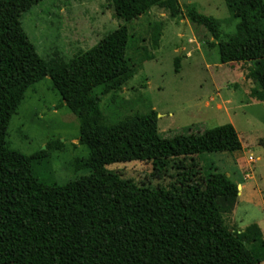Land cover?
Instances as JSON below:
<instances>
[{
    "label": "trees",
    "instance_id": "1",
    "mask_svg": "<svg viewBox=\"0 0 264 264\" xmlns=\"http://www.w3.org/2000/svg\"><path fill=\"white\" fill-rule=\"evenodd\" d=\"M43 0H0V264H259L264 239L256 224L228 230V213L238 189L213 169L201 183L183 159L212 153H234L241 142L232 124L204 128L191 124L160 133L150 110L115 124L105 120L102 96L121 88L132 73L126 56L127 23L163 0H109L117 28L68 60L37 53L21 18ZM237 21L223 34L220 23L185 5V16L216 42L221 64H247L251 98L264 103V0H225ZM161 26L151 42L157 48ZM180 58L174 62L178 72ZM49 78L52 88L79 121V144L88 156L77 170L88 174L62 185L40 179L35 160H46L63 144L49 141L32 155L11 149L5 136L27 90ZM182 160H179V159ZM177 159V180L169 188L140 186L107 169L125 162H152L155 174ZM251 246H250V245ZM249 245V246H248Z\"/></svg>",
    "mask_w": 264,
    "mask_h": 264
},
{
    "label": "rangeland",
    "instance_id": "2",
    "mask_svg": "<svg viewBox=\"0 0 264 264\" xmlns=\"http://www.w3.org/2000/svg\"><path fill=\"white\" fill-rule=\"evenodd\" d=\"M187 4L218 20L223 34L235 32L237 21L225 0H163L127 23L130 38L126 56L131 63V77L120 89L102 96L100 106L108 124L154 110L160 133L196 123L204 128L232 124L241 142L240 151L179 160L191 167L197 183L210 168L237 184L232 210L221 213L223 224L235 232L256 224L264 239V103L250 96L251 89L258 85L251 80L247 64H221L217 45H207L214 39L185 16ZM122 23L109 0H43L21 18L25 33L46 62L57 56L70 59ZM160 26L159 45L154 48L151 34L154 27ZM176 58H180L178 72L174 67ZM60 104L61 97L49 78L33 84L5 136L11 149L25 155L59 140L63 144L60 150L33 163L40 179L58 185L88 174L76 168L88 156L78 141L79 121ZM178 164L177 159L170 160L167 170L160 174L154 173L152 162L116 163L107 169L140 186L169 188L176 183Z\"/></svg>",
    "mask_w": 264,
    "mask_h": 264
},
{
    "label": "water",
    "instance_id": "3",
    "mask_svg": "<svg viewBox=\"0 0 264 264\" xmlns=\"http://www.w3.org/2000/svg\"><path fill=\"white\" fill-rule=\"evenodd\" d=\"M238 187H239V186L237 185V189H238Z\"/></svg>",
    "mask_w": 264,
    "mask_h": 264
},
{
    "label": "bare ground",
    "instance_id": "4",
    "mask_svg": "<svg viewBox=\"0 0 264 264\" xmlns=\"http://www.w3.org/2000/svg\"><path fill=\"white\" fill-rule=\"evenodd\" d=\"M240 189V188H239Z\"/></svg>",
    "mask_w": 264,
    "mask_h": 264
}]
</instances>
